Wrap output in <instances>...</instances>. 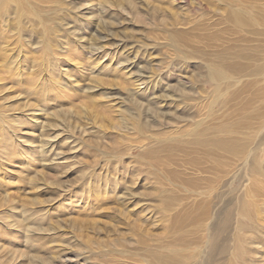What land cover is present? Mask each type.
Masks as SVG:
<instances>
[{
	"label": "rangeland",
	"instance_id": "374dc122",
	"mask_svg": "<svg viewBox=\"0 0 264 264\" xmlns=\"http://www.w3.org/2000/svg\"><path fill=\"white\" fill-rule=\"evenodd\" d=\"M86 1L69 0L86 23L57 19L48 53L37 34L18 38L9 30L12 43H0L22 69L16 74L0 59V116H6L0 125V242L18 255L33 241L48 248L63 242L89 264H162L161 257L172 255L182 264L185 249L203 253L205 264H264V183L252 164L263 137V27L240 33L225 24L224 5L214 0L210 13L199 9L208 0H132L109 13L99 0ZM93 38L107 48L103 55L91 52ZM20 48L27 50L24 60ZM220 54L235 68L233 83L216 93L203 66L221 61ZM125 55L138 67L119 66ZM45 82L53 84V94L42 90ZM147 86L151 104L130 102ZM246 117L249 127L239 132L254 141L250 153L233 158L227 147L210 144L231 141L212 128L238 131ZM201 139L208 145L200 147ZM9 148L7 156L1 153ZM239 170L243 179L233 185ZM246 192L254 221L241 213ZM196 217L203 218L200 225ZM20 257L6 264H30L28 255Z\"/></svg>",
	"mask_w": 264,
	"mask_h": 264
},
{
	"label": "bare ground",
	"instance_id": "6f19581e",
	"mask_svg": "<svg viewBox=\"0 0 264 264\" xmlns=\"http://www.w3.org/2000/svg\"><path fill=\"white\" fill-rule=\"evenodd\" d=\"M88 1L90 2L92 0H88ZM172 1L175 2L177 0H172ZM214 2L217 3V4H223L224 5V8L223 9L221 8L222 9V11H221V17H222V20L223 21H226L225 24H228V25L230 24L233 28L237 29L240 33L241 32H247V31H250L251 32V30H253L254 28L260 29V28L263 27V30L262 31H263V36H264V0H263V3H260V2H262V0H260V2H259L260 4L258 2H256V3L249 2L248 3V1H246V0H214L213 3ZM125 3L130 7V5L132 4V0H121V1H118V0H99L98 3H97V5L99 6L100 10L102 9V10H104V11H106V12L109 13L110 12L109 9H111V7H113L114 5H116L117 7H121V9H124L125 8L124 7L125 6ZM83 4H84V2H83ZM251 4H254V5H251ZM211 5H212V2L210 0H208V2H206V6H202V4H201L199 9L201 11H204L205 13H210ZM76 6L77 5H76L75 2H69V0H0V43L3 42V41L6 44H11L12 43V42L10 43V41H9L10 40V38H9L10 37V35H9V32L10 31L9 30H15L16 31L15 34H16V36H18V38H21V36L22 37H29L31 35L37 34L36 37H39L40 39L43 40L42 43H39L40 45H42V47H44L43 51L46 52V53H48L49 52V48H52V45L51 44H50V47H49V43H52L55 40V36H56L55 28L59 26V25H55V26L53 25L56 22L57 19L60 21L61 19H65V17H72V18L76 19L77 21H79V23H83V24L86 23L85 22L86 20L82 22V17L78 14V11H76V9H77ZM80 10H82V9H80ZM214 10H216V9H214ZM98 12H99V10H98ZM204 12H201L200 15L201 14L202 15L205 14ZM219 12H220V10H219ZM82 15H83V17L84 16L87 17L88 14L87 13H84ZM217 18H219V17H217ZM5 28H7V29H5ZM229 29L230 28H228V30ZM255 33H256V31H255ZM247 38H249V37H247ZM31 39H34V38H31ZM104 39H105L104 37H101L100 38V42H102L101 44H103V40ZM90 40L91 41H90L89 44L91 46L90 47L91 52H95L96 54H99V55L102 54L103 55L104 54L103 52L107 49L105 47V45H101V46H98L97 47L98 40L97 39L94 40V38L93 39H90ZM260 40H261V38H260ZM12 41H14V40H12ZM171 45H172V47L176 51L181 52V51H179L178 40L176 41V39L173 36L171 38ZM261 45H262V43H261ZM93 46H95V47H93ZM238 46H240V45H238ZM263 50H264V40H263ZM19 51H20V54L22 55V58L21 59L24 60V58H26L25 52H27V50L24 49V51H22L21 48H20ZM222 51L224 53V50H222ZM203 52H204V50H203ZM8 53H9V49L4 48V46L1 47V45H0V59L2 60V66L4 68H7L8 66H11L12 67V70L11 71H13L14 73L17 74V72L15 70L16 67L14 65H12V63H13L12 58H16V56H14V57L12 56L11 57V55L10 54L8 55ZM100 57H102V56H100ZM128 57H129V55H127L125 57V59H123V61L121 63H119V66L123 67L125 70H128V68H129L128 66H130L132 68L133 67L134 68L135 67H138ZM181 57H183V56H181ZM225 57H226V54H220V55H218L219 60H221V61H219L220 63L218 61H216L218 63H214V62L211 61L212 63H207L206 65L203 66L204 69H205V72H206L207 80L214 86V89H215V92L216 93L218 92V90L220 89V87L222 85H224V84L229 85V84H232L233 83V78H232V76L229 75V72H230L231 69L233 70L235 68V66H233L232 64H229L228 62L226 63L225 60L223 59ZM98 59H99V57H98ZM201 61H202V59H201ZM18 63L21 64V66H23V64H24L23 61H20V62L18 61ZM250 63L252 64V62H250ZM203 64H204V62L201 64V66ZM18 68H16L17 71H19L21 69L20 67H18ZM241 68L244 69V67H241ZM262 70H263V77L262 78H263V83H264V51H263V69ZM139 81H140V79H135V80L132 79V81H130V84H137ZM143 83H145L146 85L147 84L150 85V84L153 83V81H151V80L148 81V82H145L144 81ZM42 85H43V88H42L43 91L46 90V92H49L48 94H53L54 93L53 92L54 91V88L52 89L53 84L50 85V82H45V84H42ZM64 85H65V87H68L69 89H71V85L69 83H64ZM146 88H147L146 89V92H143V93H140V94H137L138 92L135 93V91H134V94L132 96L135 99L132 98V101H130V102H133L134 101L133 103L136 104V105H138V106H140V107L144 104V101H147V103L151 104L152 101H151V99L149 97H152V95L151 94H148V92H147V90L149 91L150 88H149V86H147ZM262 89L264 90V85H263V88ZM130 91H132V90H130ZM42 93L43 92H40L39 95H41ZM51 97H55V94L54 95H51ZM39 98L41 99L42 97L39 96ZM167 98H169V97L166 96L165 99H167ZM45 104L46 103H44V105ZM131 114L134 115L133 113H131ZM157 114L155 115L156 117H157ZM1 115H3V114H1ZM0 118H1L0 119V122H1L0 125H2L3 123H6L5 122L6 116L5 115L0 116ZM262 123H263V126H262L263 127V133H262V130H261V133L263 134V137H262V139H260L256 143V146H254L255 149H256V151L259 152V153H257V152L255 153L256 154V156H254V159L255 160L253 161L254 163H252V164H254V168H253L254 172L257 173V175L259 174L260 176H262V178H263V181L262 182L264 183V100H263V122ZM246 126L249 127V123L247 121V117L245 119H243L242 121H238L237 122V126H235V128H238V131H236V129H233L234 127L232 128L233 130H231V131L229 129H227L226 127L212 128L211 131H213V132H217V133L223 132L224 134L229 135L230 136L229 139H231V141L228 142V144H227V142L212 141V143H210V144L213 145V146H219V147L220 146H223L224 148L227 147V149L230 152V154L233 155V158H234V156H237L236 158H238L239 157L238 155H240V154L241 155L242 154H245L246 155L247 150L254 144L253 143L254 141L252 140V138H250L249 136L245 135L242 131L239 132L240 129H242V128L244 129V127H246ZM0 132H2L1 129H0ZM214 134L216 135V133H214ZM251 134H253V133L251 132ZM201 136H203V134H201ZM208 143H209V141L202 140V139H201V141L198 142V144H200V147L201 146H206V145H208ZM11 150H12V148L6 149L5 151L2 150L1 153L3 155L7 156V153L6 152H10ZM250 152H251V150L249 151V153ZM245 155H244V157H245ZM240 161H241V159H240ZM242 162H243V160H242ZM242 166H244V165H242ZM235 167H238V166H235ZM236 170L238 172V169H236ZM248 170L249 169H245L243 172L241 170H239L240 173H237L236 172V175H235L234 180L232 182L233 185H236V184H239L240 185L241 184V181L243 179V177H240L241 176L240 175L241 172L243 173L242 175L246 176L248 174ZM253 176H256V175H253ZM261 179L258 180V181H260V183H261ZM202 181H203V179H202ZM209 182L210 181L208 180L207 183H209ZM189 188H190V186H189ZM251 193H252V191H251ZM251 193L250 192L249 193H247V192L244 193V196L242 198L244 204H243L241 213L244 216L243 217L244 220L245 219L246 220L248 219L250 221L251 220L254 221V216L252 215V213L250 212V209H249V208H251V202H252L251 198H253V197H251V195H252ZM201 195H202V192H201ZM203 197H204V195H203ZM260 198L262 199V197H260ZM239 199H241V197ZM210 203H212V202L210 201ZM253 206H254V204H253ZM202 207H200V208H202ZM206 212L207 211L203 212V215L202 216H205L204 218H206V217L208 218L209 217L208 214H206ZM209 212H210V210H209ZM195 216H197V215H195ZM186 217L189 218L191 216L189 214H187ZM202 220H203V218L200 219V218H197L196 217L195 219H193V223H196V224H199L200 225ZM173 222H174V220H173ZM31 225H32V227H30V226L29 227L31 229L34 228L35 225L33 223H31ZM201 226H203V225H201ZM214 227L215 226H213V228ZM204 228H206V227H204ZM238 229L239 230H244V231H247L248 230L247 227H246V225H240ZM206 230H207V228H206ZM223 230H224V222L216 229V232H220V231H223ZM0 237H2V238H0V240L4 238V236H1V234H0ZM0 244H2V245H0V264H6V261L9 259L10 256L15 257L16 259H17V257H19L20 258V261H21L22 258L20 257V255L22 257H25V255H28L30 257V259H29L30 260V264H41V263H48V262H50L49 264H55V263L59 262V260H64V262H65L64 264H69V263L71 264V262L72 263L74 262L73 259L78 264H81V263L82 264H89L90 263L89 260H87L84 257H80V255H78L77 249H72L71 247H68V245H66L67 247H65V244L63 242H60V245H62V246H57L56 245V246H52V247L48 248V247L41 246V245L40 246H35L34 245V241H33V244L32 243L29 244V246L27 247L26 251H24V252H21L20 251V253H19L20 255H18L17 253L15 254V251L13 249H11L9 246L6 245V242H4V243H1L0 242ZM205 244H206V241H205ZM216 244H217V239L215 237L214 240L209 243V246H210L209 251L207 249V252L210 255V257H212V254H213L214 250L217 248V245ZM190 250L185 249L186 255L183 256L182 264H205V261L203 260V257H201V255L203 253L199 252L196 255V254L193 253V250L191 252H189ZM3 253H5V255H3ZM97 253L98 252H96V254ZM43 254L44 255H50L52 257H49L47 260H45L44 257H43ZM205 257H206V255H205ZM57 259H59V260H57ZM177 260H178L177 256H174V255L169 256L168 258H166V257H161L160 258V262L162 264H175L177 262Z\"/></svg>",
	"mask_w": 264,
	"mask_h": 264
}]
</instances>
